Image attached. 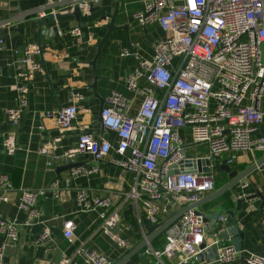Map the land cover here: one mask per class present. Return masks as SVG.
<instances>
[{"label":"built area","instance_id":"2783aa9c","mask_svg":"<svg viewBox=\"0 0 264 264\" xmlns=\"http://www.w3.org/2000/svg\"><path fill=\"white\" fill-rule=\"evenodd\" d=\"M80 6L83 12L90 11L89 2ZM134 17L142 26L158 23L168 36L153 43V59H140L128 78V88L144 96L137 115L127 114L129 102L119 91L113 90L106 99L101 122L106 130L117 133V144L114 146L107 138L83 132L77 147L61 155L56 153L60 137L49 139L40 147V153L50 157L49 166L63 158L73 160L77 153L90 154L101 161L113 148L116 150L119 157L113 162L134 174L129 189L112 191L105 196L79 189L77 201L83 211L103 208L99 230L121 248L129 246L117 230L128 204L142 211L138 212L135 224L146 240L145 220L150 224L165 222L171 207L178 210L216 189L214 169L209 173H171L174 166L179 167L189 158H198L191 157V149L205 145L207 151L200 157L209 159L212 165L215 159L225 155L232 164L240 153L264 152V135L254 136L264 122V0H144L143 8ZM52 30L50 27L49 31ZM38 51L36 45H29L19 60L18 68L23 76H29L38 66L29 57ZM131 54L134 52L128 48L122 52V56ZM28 65L29 70L22 69ZM142 79L146 84L141 83ZM156 89L161 93H156ZM84 99L82 93L71 91L69 104L47 111L46 116L55 120L61 132L72 129L79 114V103ZM22 110V107L6 110L13 125L19 123ZM186 127L190 140L181 133ZM5 145L9 147L7 140ZM70 170L77 177L96 173L98 167L80 165ZM49 191L55 197L61 196L60 178L43 188H16L10 175L0 173V204L12 201L11 193H18L16 204L27 214L25 225L40 218L38 202ZM247 197L240 194L236 199ZM219 220L226 223L228 217L222 215ZM133 225L128 223L127 227L131 229ZM205 228V216L191 208L166 230L162 247L149 243L144 251L159 264L174 258H178L176 264H199ZM74 229V222L67 220L64 236L72 243H75ZM223 230L214 231L215 240L211 244L218 246L219 256L209 264L238 260L243 264H264L263 255L238 251L226 243L220 236ZM49 236L46 229L38 241ZM19 239L20 223L0 212V264ZM80 256L87 264L113 262L80 241L59 264H76Z\"/></svg>","mask_w":264,"mask_h":264},{"label":"crops","instance_id":"0c3cea01","mask_svg":"<svg viewBox=\"0 0 264 264\" xmlns=\"http://www.w3.org/2000/svg\"><path fill=\"white\" fill-rule=\"evenodd\" d=\"M55 1L65 0H0V173L10 175L16 188H43L49 186L56 178L61 179L62 185L60 197H55L49 191L40 199L38 207L41 216L31 225L24 224L27 214L16 204L18 193H11L12 201L0 204V212L5 217L20 223V239L15 247L7 251L3 264H59L80 241L85 242V246L90 250L110 257L112 264H115L125 252L133 251L142 243L139 227H127L128 223L135 224L138 212L142 211H138L134 205L132 213L125 215L132 204L126 206L123 212L124 220L117 230L120 236L128 241L129 246L121 248L110 236L99 230L103 208L81 210L77 191L87 189L91 195L105 196L112 191L128 190L134 180V174L113 162L119 157L114 148L101 161H97L90 154L77 153L73 160L63 158L54 166H49L50 157L40 153V147L45 141L60 137L56 153L61 155L77 147L83 132L92 133L97 138H107L115 146L118 135L103 127L101 108L106 106L108 95L116 90L129 102L127 114L131 117L137 115L144 96L128 88V78L134 73L140 59H153V43L166 38L168 33L158 23L142 26L135 19L134 13L143 8L144 0H120L119 14L115 22L117 28L104 42L94 69L91 62L98 54L97 45L107 34L106 25L111 20L109 16L106 19L103 17L114 12V3L117 0L94 2V7L98 9L84 12L80 20L72 14H66L69 10L67 6L56 9L64 15L60 20L43 26L40 40L36 16L28 17L23 22L22 30L18 28L19 22L1 27L4 20L10 17ZM43 15L44 13L40 16ZM50 27L53 28L52 31H49ZM2 28L5 31L4 37L1 36ZM76 28L79 31L74 32ZM128 40L132 44L134 54L122 56L125 49H130ZM32 44L38 49L41 44L43 51L31 53L29 57L32 63L38 66L29 76H23L18 68L19 60L25 56L27 47ZM25 68L29 70V65L22 69ZM94 72L97 75L96 89L92 86ZM141 83L146 84L144 79ZM71 91L82 93L85 99L79 103L80 110L73 128L61 132L55 120L47 117L46 112L67 106ZM156 93L160 94L161 91L156 89ZM19 107L23 109L20 121L13 125L7 118L6 110ZM262 108L264 110V101ZM181 133L190 140L188 127L182 129ZM261 135H264V122L254 133V136ZM5 140L9 142V147L5 145ZM191 150V157H200L205 154L207 148L200 145ZM262 157L263 151L254 155L240 153L235 161L237 165L248 163V168ZM227 158L228 155H225L219 160ZM72 162L83 163L81 166L96 165L98 171L77 177L71 175V170L58 174L59 166ZM214 171L221 181L216 182L217 190L230 179L225 171ZM243 182L248 185L244 187L240 183L198 209L206 214L219 212L220 216L228 215L229 210L234 211V216L230 215L226 223L218 220L211 224L209 220V227L214 226L215 231L226 229L231 221V225L244 232L243 251L264 256V164ZM240 194L249 197L245 198L242 207L238 209L236 198ZM178 210L171 207L169 219ZM67 220H72L75 224V243L64 236V224ZM46 229H49L50 236L41 242L38 241ZM214 240V231L206 230L205 242L211 244ZM224 241L232 244L231 240ZM164 243L165 232L158 234L151 242L154 247H162ZM141 253L142 256H139V253L132 255L133 264H159L153 256L147 255L144 249ZM177 261L178 258L165 259V264H176ZM76 264L87 263L80 256L76 258ZM229 264L243 262L238 260Z\"/></svg>","mask_w":264,"mask_h":264},{"label":"water","instance_id":"95a60500","mask_svg":"<svg viewBox=\"0 0 264 264\" xmlns=\"http://www.w3.org/2000/svg\"><path fill=\"white\" fill-rule=\"evenodd\" d=\"M86 2H89L90 12L94 11L95 9H98V8L94 7V0L55 1V2H51L48 5H45L44 7L37 8V9H34L32 11H26V12H23L22 14L17 15V16L10 17V18L4 20V25H2L1 27L6 26V25H10L13 22H19L18 28L22 30L24 28L23 22L26 21V19L28 17L36 16L37 24H38V31H39V40H40L41 34L43 32V26H46L48 23H53L56 19L60 20L62 15H64V13H61V12H57L56 14H54L53 13L54 10L67 6V7H69L70 11H67L66 14H72L77 18V20H80L82 14L84 13L82 11V7L80 6V4L86 3ZM119 5H120V0H117L114 3V7H115L114 12L108 13L107 15H105L103 17L104 19H106V17L109 16V17H111V20L106 25L107 34L101 40V42L97 45L99 48L98 54L95 57V59L91 62L92 65L94 66V69H95L97 58L101 52V49H102L104 42L111 35L112 31L117 28L115 22H116V18L118 16V14H119ZM48 11H51V12L49 13ZM43 13L45 15L41 17L40 15ZM4 35H5V31L2 28L1 29V36L4 37ZM129 48H130L129 50L131 52H134L133 48H132V44L130 41H129ZM39 51L40 52L43 51L41 44L39 45ZM96 80H97V75L94 72V83L92 85L94 89H96V85H97ZM103 108L104 107L102 106L101 112H102ZM100 118L102 121L101 114H100ZM81 164H83V163L72 162V163L62 165V166H59L57 168V172H58V174H60L64 170H70L72 168L80 166ZM263 164H264V157L260 158L258 161H256L255 163H253L251 166H249L248 168H246L244 171H242L240 173L236 170H233L232 164L230 163L228 158L222 159V160L215 159L213 162V165L209 159L204 158V157L189 158V159L185 160L184 163H182L179 167H178V165L174 166L173 170L171 171V173H174V174L180 173V172H188V171H195V172L198 171V172L209 173L213 169L214 170L216 169L219 171H225L228 174L230 180L226 184H224L222 187H220L219 189H217L214 192L204 196L198 202L189 204V205L183 207L182 209L175 211L173 213V215L170 217V219H168L165 222H161L158 224H150L145 220V229L148 233V238L146 240H143L142 243L133 251L125 252L122 255V257L119 259V261H117L115 264H133L131 261L132 255H134L135 253H139V256H142V253H141L142 249H144L149 243H151L152 240L158 234L166 232V230L172 224L177 222L179 220V218L182 217V215L191 208H195V210L198 214H203L205 216V222H206L205 230L208 231L210 229L211 231H215V227L214 226L209 227L208 223H209V220H210L211 224L218 222L219 217H220V213L215 212L212 214H206L203 211H200L198 209V207L205 204V203L210 202L213 199H216L217 197L221 196L222 194H224L228 190L232 189L234 186H236L240 183H243V181L253 171H255L257 168H259ZM244 201H245V199H238L237 200V203H238L237 208L238 209H240L242 207V204ZM128 213H130V214L132 213V205H129V210H127L125 212V215ZM227 214H228L227 217H229L230 215L234 216V211L229 210V211H227ZM229 224L230 225L220 233V236H221V238H223L225 240H231L232 245L236 248V250L242 251L243 250V241L242 240L244 238V232H242L237 226L231 225V221H229ZM201 248H203L204 250L198 255V261L200 264H207V263H210V262H212L218 258V256H219L218 246L216 244H207L206 242H204L201 245Z\"/></svg>","mask_w":264,"mask_h":264},{"label":"trees","instance_id":"16d2710c","mask_svg":"<svg viewBox=\"0 0 264 264\" xmlns=\"http://www.w3.org/2000/svg\"><path fill=\"white\" fill-rule=\"evenodd\" d=\"M248 164V163H247ZM247 164H236V161L235 162H233L232 163V168L234 169V170H236V171H240V172H242V171H244L246 168H247ZM217 178V177H216ZM216 182L217 183H220L221 181H220V179L219 178H217V180H216ZM136 224H134V226H135ZM142 236V235H141Z\"/></svg>","mask_w":264,"mask_h":264}]
</instances>
